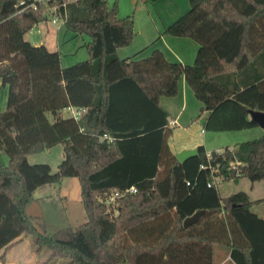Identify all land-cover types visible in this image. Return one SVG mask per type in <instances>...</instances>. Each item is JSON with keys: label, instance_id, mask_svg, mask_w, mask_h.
Segmentation results:
<instances>
[{"label": "trees", "instance_id": "obj_1", "mask_svg": "<svg viewBox=\"0 0 264 264\" xmlns=\"http://www.w3.org/2000/svg\"><path fill=\"white\" fill-rule=\"evenodd\" d=\"M31 2L0 0V152L7 156L0 162V263L28 234L37 253L49 251L37 264H212L214 246L226 248L234 264H264V207L260 218L244 192L220 197L216 185L205 187L208 169L198 170L209 165L220 181L263 179L264 129L232 147L206 153L197 146L179 162L158 103L176 94L182 76L201 104L203 129L254 126L248 109L264 111V0H187L188 9L160 35L193 40L191 64L168 61L158 49L118 58L135 32L132 15L118 17L115 3L48 0L33 9ZM53 4L67 30L88 36L86 59L61 67L58 51L24 39ZM67 107L84 111L62 117ZM56 144L63 157L54 172L27 162L28 154ZM64 177L78 180L86 220L41 234L24 207L37 187ZM113 192L121 195L107 202ZM199 209L198 221L183 228L182 219Z\"/></svg>", "mask_w": 264, "mask_h": 264}, {"label": "rangeland", "instance_id": "obj_2", "mask_svg": "<svg viewBox=\"0 0 264 264\" xmlns=\"http://www.w3.org/2000/svg\"><path fill=\"white\" fill-rule=\"evenodd\" d=\"M181 1L183 0H106L109 6L112 3L116 4L118 17L132 15L135 35L129 44L130 47L139 46L150 38V36H146L147 22L153 21L157 26H160L161 22L167 20L168 13L176 11L182 14L185 12L188 7L183 11L181 9ZM184 1L187 3V0ZM44 11L45 20L40 22L39 27H42L43 30L47 28L48 33L44 35L41 31H38V33H34V37L27 34L25 36L26 41L36 42V44L46 43L48 48L57 49L61 57V63L67 64L65 66L86 59L85 43L88 41V36L85 34L74 36L64 27L62 20L54 14L51 7L46 6ZM52 19L54 20L53 22ZM137 58L139 59L140 57ZM0 95H6V86H0ZM47 118L49 121L51 120L49 114H47ZM206 131L209 135L213 133L217 135L214 139L216 143H212V146H215V144L221 147L225 145L233 146L236 143L233 135L238 132H234L233 130ZM244 131L253 130L246 129L240 133H245ZM249 138L253 139L255 136L248 137L247 139ZM211 149L209 148V150ZM62 157V147L56 144L48 149L28 154L26 159L29 164H47L51 172H54ZM0 162L3 165L7 162V156L4 152H0ZM216 188L220 197L238 191L247 192L250 190L252 197H263L264 178L254 182H250L246 178H239L236 181H220L216 184ZM46 189L47 193L45 195L32 197L24 207L25 215L37 232L52 234L60 229L73 230L86 220L79 195V183L75 177L61 178L57 183L48 185ZM35 249L34 237L23 234L19 237V241L7 252L8 260L11 261L10 264H37L48 257L49 251L45 246L38 253ZM213 249L212 264H215L218 255H224L227 250L220 246H214ZM53 264H67V259L57 258Z\"/></svg>", "mask_w": 264, "mask_h": 264}, {"label": "crops", "instance_id": "obj_3", "mask_svg": "<svg viewBox=\"0 0 264 264\" xmlns=\"http://www.w3.org/2000/svg\"><path fill=\"white\" fill-rule=\"evenodd\" d=\"M181 9L187 8L188 3H185V1H181ZM174 6V5H173ZM188 9V8H187ZM181 15V12H170L168 13L167 20L165 22H161L160 26H157L153 21L150 23H146L147 27V34L146 36H150L148 40H146L143 44H140L142 46H136V47H130V45L122 48H118L116 50V55L118 58H130L133 57L134 59H138L137 57H145L147 56L153 49L160 50L164 57L168 61L172 62H179L182 64H191L193 62L195 52L197 49V44L187 38V37H174V36H168V35H160V32L173 20H175L178 16ZM53 20V19H52ZM53 22V21H52ZM40 22L35 24L27 33L24 34L25 36L29 34L31 37H34L38 33V31H41L44 35H46L47 28L45 30L42 29L40 26ZM35 29V31H33ZM37 29V30H36ZM35 33V34H34ZM26 40V39H25ZM31 44H36V42L30 41ZM45 46V48L49 51H58L53 50L51 48H48L47 44H42ZM139 58V59H140ZM59 61L60 66L65 67L67 64L61 63V57L59 54ZM0 86H2L0 84ZM2 93V92H1ZM5 96L6 95H0V112L4 109L5 104ZM4 101V104H3ZM159 105L168 113V123L171 127V134L167 138V145L170 150V152L175 155V153L185 150V149H195L197 146H202L204 151L208 153L212 150H219L222 148L221 146H212V143L214 142L216 133H213L209 135V133L203 129V115L201 117L197 118L199 108L201 104L195 99L193 96L191 90L188 88V86L185 83L184 78L181 76L179 77L177 81V92L174 96H161L158 99ZM79 111L81 114L80 109H76L74 107H67L64 108L61 111L62 117H71L72 112ZM249 128H255V129H249ZM257 128V129H256ZM253 130V131H244L243 130ZM235 135H233L234 141L241 142L244 140H248V137L261 135L262 129L259 128L257 125L254 124V126L241 129V130H233ZM251 135V136H250ZM250 139V138H249ZM228 147H232L229 145H225ZM215 147V148H212ZM209 148L211 150H209ZM47 186L48 185H42L37 187L33 193L32 197L39 196V195H45L47 193ZM249 201H256L251 204L249 207V210L256 214L258 217H263V207L264 202L261 201L263 197H252L251 196V190L244 192ZM228 196V195H227ZM226 197V196H223ZM200 218V217H199ZM198 221V220H197ZM196 221V222H197ZM19 240V239H17ZM17 243V242H16ZM14 243L12 246H10L5 252H4V262L0 264H10L11 261L8 260L7 252L16 244ZM3 251L0 250V254H2ZM216 253V252H215ZM213 255H214V249H213ZM218 255V254H217ZM213 259V256H212ZM125 264V263H121ZM215 264H234L230 261L229 255L226 252L224 255H218L217 262Z\"/></svg>", "mask_w": 264, "mask_h": 264}, {"label": "water", "instance_id": "obj_4", "mask_svg": "<svg viewBox=\"0 0 264 264\" xmlns=\"http://www.w3.org/2000/svg\"><path fill=\"white\" fill-rule=\"evenodd\" d=\"M248 117L251 122L257 125L262 130L264 129V111L248 109ZM195 149H185L175 153V158L179 162H183L185 159L195 155ZM203 210L199 209L194 211L191 215L186 216L182 219L181 225L183 228L195 223L199 217L203 214Z\"/></svg>", "mask_w": 264, "mask_h": 264}, {"label": "built area", "instance_id": "obj_5", "mask_svg": "<svg viewBox=\"0 0 264 264\" xmlns=\"http://www.w3.org/2000/svg\"><path fill=\"white\" fill-rule=\"evenodd\" d=\"M47 1L48 0H32L30 6L33 8V9H39V5H46L47 4ZM64 5V3L62 4ZM48 7H51L52 11H55L56 9V5L53 4L51 6H48ZM54 21V20H52ZM81 110V113L84 111V109H80ZM80 115V112L79 111H76V112H72L71 113V117L74 118V119H77ZM208 156V154H207ZM204 169H208V174L210 172V178H208L206 181H205V187L209 188L211 186H215L217 183H219V178L214 176L213 172L216 171L214 169H211L209 167V165H199L198 167V170L199 171H202ZM186 185H188V182H186ZM128 192H134V189L131 187L127 190ZM121 195V193H118V192H113L111 194V196L107 199V202H110L112 200L113 197L115 196H119Z\"/></svg>", "mask_w": 264, "mask_h": 264}]
</instances>
